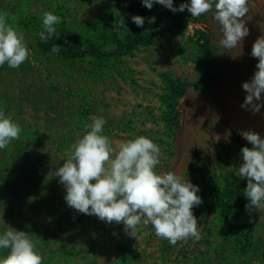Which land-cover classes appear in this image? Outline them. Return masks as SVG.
I'll return each instance as SVG.
<instances>
[{
  "label": "rangeland",
  "instance_id": "rangeland-1",
  "mask_svg": "<svg viewBox=\"0 0 264 264\" xmlns=\"http://www.w3.org/2000/svg\"><path fill=\"white\" fill-rule=\"evenodd\" d=\"M57 2L66 5L71 22L87 24L106 6L118 9L131 0H0V12H12L20 5L30 12L43 8L52 12ZM244 19L249 35L230 52L219 44L220 26L213 13L202 15V24L190 25V32L205 27L211 33L220 79L213 89H188L178 100L180 123L170 139L160 122L149 120L159 108L157 95L163 87L159 74L168 71L174 78L193 82L200 73L196 65L184 63L172 46L141 49L117 68L94 73L85 66L62 67L53 56L37 58L25 36L29 59L17 69L0 67V110L22 128L18 140L0 149V232L4 223L27 232L43 264H115L119 245L126 247L128 264H264V210L247 213L254 241L243 260L213 212L192 210L202 237L198 242L189 239L171 245L158 238L151 225L142 224L132 237L122 223L101 221L69 207L66 189L53 175L63 165L65 151L83 135L74 122L77 105L63 93L68 88L90 101V118L103 117L114 142L141 135L152 139L160 148L158 173L173 171L193 185L201 184V176L190 171L189 164L194 152L215 162L211 140L223 146L219 154L225 170L238 175L243 161L240 146L228 139L229 130L245 145L249 142L241 135L244 131L264 139V107L256 114L241 108L247 95L242 84L251 80L258 63L251 56L252 45L264 35V0H249ZM261 97L264 101V93ZM127 120L132 128L121 130L119 124ZM6 252L0 251V256Z\"/></svg>",
  "mask_w": 264,
  "mask_h": 264
},
{
  "label": "clouds",
  "instance_id": "clouds-1",
  "mask_svg": "<svg viewBox=\"0 0 264 264\" xmlns=\"http://www.w3.org/2000/svg\"><path fill=\"white\" fill-rule=\"evenodd\" d=\"M149 10L158 3L172 12L185 9L194 18L213 13L214 20L220 26L219 44L229 52L249 35L245 26V16L249 13V0H190L173 6V0H142ZM137 27H142L144 18L132 16ZM62 18L50 11L42 13L43 31L39 33L42 41L52 37L59 38L57 25ZM116 30L124 29L122 17L116 22ZM60 46L53 45L51 51L57 53ZM31 55L25 42V35L7 22L5 14H0V67L7 64L17 69ZM251 56L258 60L256 71L250 81L242 84L247 93L241 108L252 114L264 107L261 94L264 93V35L258 37L252 45ZM91 124L85 125L82 136L65 151L63 165L53 175L65 187V200L76 211L95 215L101 221L124 225L126 234L136 237L137 226L151 225L158 238L167 240L171 245L189 239L198 242L202 239L198 229V220L193 208L202 203L197 195L199 188L188 179L173 171L158 173L160 148L146 136L114 142L104 134L106 120L92 117ZM21 126L11 116L0 110V149H5L20 138ZM243 138L252 147H242V164L238 176L247 179L244 195L252 210H264V139L254 131H244ZM94 181V182H93ZM4 223V222H3ZM0 232V264H43L42 254L36 243L25 231H18L8 225Z\"/></svg>",
  "mask_w": 264,
  "mask_h": 264
},
{
  "label": "trees",
  "instance_id": "trees-1",
  "mask_svg": "<svg viewBox=\"0 0 264 264\" xmlns=\"http://www.w3.org/2000/svg\"><path fill=\"white\" fill-rule=\"evenodd\" d=\"M176 3V4H175ZM182 0H175L174 7H179ZM48 11L43 8L37 12H30L25 5H20L12 12L1 11L5 14L7 22L17 26L25 36L29 37L30 49L37 58L53 56L62 67L85 66L94 73H104L117 68L125 58L135 56V53L148 47H160L168 44L173 47L176 54L184 63H192L199 67L198 78L193 82L174 78L170 72L159 74L163 85L157 95L159 108L157 113L151 112L149 120L160 122L163 133L170 139L178 128L181 112L178 100L188 89L193 91H208L215 87L220 79L219 68L213 52L212 35L205 28L194 27L189 31L190 25L202 24L200 18H194L185 9L183 12H172L167 7L153 3L149 10L142 0H131L127 6L121 8L106 6L99 15L87 24L73 23L69 20L65 4L57 2L53 14L62 18L57 25L59 38L52 37L47 42L40 39L39 33L43 31L42 13ZM139 15L144 18L142 27L132 21V16ZM120 17L124 19V29L116 30V22ZM176 38L179 41H176ZM53 45L60 46L57 53L51 51ZM50 90L57 91L53 85ZM77 105L74 112V122L80 133L84 134L85 125L91 124L90 101L80 91L68 88L63 91ZM121 130L132 128L130 120L119 124ZM104 134L110 135L108 127L104 126ZM228 139L240 147H249L250 143L243 144L238 135L229 130ZM170 146L169 141H165ZM209 146L214 152L215 162L203 160L196 152L193 153L189 168L202 178L201 184H196L202 203L193 208L195 213L213 212L218 215V221L231 235L232 242L241 258L245 260L254 241V229L247 217L245 205L249 203L244 195L247 179L238 175L231 176L224 168L225 161L219 154L223 148L210 140ZM228 156V155H226ZM242 156V154H241ZM115 264H128V254L125 245L117 247Z\"/></svg>",
  "mask_w": 264,
  "mask_h": 264
}]
</instances>
